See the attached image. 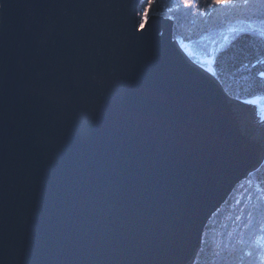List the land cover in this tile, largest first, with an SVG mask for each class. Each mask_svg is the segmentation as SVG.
Instances as JSON below:
<instances>
[{"label": "water", "instance_id": "1", "mask_svg": "<svg viewBox=\"0 0 264 264\" xmlns=\"http://www.w3.org/2000/svg\"><path fill=\"white\" fill-rule=\"evenodd\" d=\"M142 1L0 0V264H193L264 161V107Z\"/></svg>", "mask_w": 264, "mask_h": 264}, {"label": "trees", "instance_id": "2", "mask_svg": "<svg viewBox=\"0 0 264 264\" xmlns=\"http://www.w3.org/2000/svg\"><path fill=\"white\" fill-rule=\"evenodd\" d=\"M220 1L143 0L139 14L170 18L174 23L173 39H177L180 30L198 34V21L217 25L231 12L239 14L250 5L238 0L221 6ZM254 3L253 11L244 12L264 18V0ZM205 31L200 29L199 34ZM219 51L213 59V73L227 95L245 103L264 96V38L256 31L243 30ZM202 240L193 264H259L264 256V161L234 188L212 216Z\"/></svg>", "mask_w": 264, "mask_h": 264}, {"label": "rangeland", "instance_id": "3", "mask_svg": "<svg viewBox=\"0 0 264 264\" xmlns=\"http://www.w3.org/2000/svg\"><path fill=\"white\" fill-rule=\"evenodd\" d=\"M237 1L238 0H230L227 2L226 0H221L220 5L225 6L227 4V6H230L232 2L234 3ZM240 1H242L244 4L250 3L249 8L242 10L239 14L238 12H231L228 19L221 20L217 25L212 24L213 26H207L204 25L203 22L198 21V34H193L192 30H189L190 32L187 34L185 31L180 30L181 36L177 39H174L176 42H178L179 46L181 47L182 51L185 52L187 57L190 58L193 63L199 67H202L204 70L213 71L212 65L214 57L218 52H220L219 50L229 43L232 40V37L239 32L243 30L256 31L264 38V18H256L257 15H253V17H251L244 12L253 11L255 8V5H253L255 4L254 0ZM138 17L142 26L144 20L150 16L147 17L142 13L138 14ZM232 18H234V20H231ZM227 20H231V22H226ZM200 29H205L206 31L199 34ZM248 103L250 105H260L264 107V96L250 99Z\"/></svg>", "mask_w": 264, "mask_h": 264}, {"label": "snow or ice", "instance_id": "4", "mask_svg": "<svg viewBox=\"0 0 264 264\" xmlns=\"http://www.w3.org/2000/svg\"><path fill=\"white\" fill-rule=\"evenodd\" d=\"M259 264H264V256L261 257Z\"/></svg>", "mask_w": 264, "mask_h": 264}]
</instances>
